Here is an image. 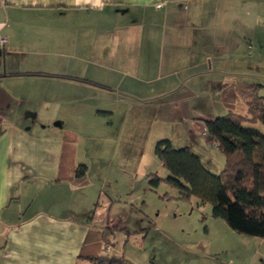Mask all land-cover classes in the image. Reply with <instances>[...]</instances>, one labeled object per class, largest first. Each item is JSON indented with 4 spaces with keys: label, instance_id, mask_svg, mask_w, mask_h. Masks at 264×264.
I'll return each instance as SVG.
<instances>
[{
    "label": "crops",
    "instance_id": "crops-1",
    "mask_svg": "<svg viewBox=\"0 0 264 264\" xmlns=\"http://www.w3.org/2000/svg\"><path fill=\"white\" fill-rule=\"evenodd\" d=\"M199 21L225 34L229 49L239 37L234 52L248 30L264 47V0H0V264H90L87 257L99 251L83 247L99 222L100 196L70 180L77 165L88 176L90 169L64 134L80 133L74 122L88 117L108 130L98 114L111 121L114 111L100 108L103 96L118 99L121 83L147 86L153 52L195 54L194 40L189 48L184 39L194 37ZM215 45L201 52L202 71L224 49ZM192 126L193 134L201 128ZM202 132L213 146L204 124ZM183 145L193 149L189 139ZM111 255L126 264H185L155 262L134 245L125 251L115 244Z\"/></svg>",
    "mask_w": 264,
    "mask_h": 264
},
{
    "label": "rangeland",
    "instance_id": "rangeland-1",
    "mask_svg": "<svg viewBox=\"0 0 264 264\" xmlns=\"http://www.w3.org/2000/svg\"><path fill=\"white\" fill-rule=\"evenodd\" d=\"M198 24L194 37L184 39L188 44L185 47L189 48L194 40L195 54L153 52L148 57L155 67L147 86L130 88L121 83L116 90L118 99L109 101L103 96L100 108L110 106L114 111L111 121L106 119L107 115L98 114L106 124L110 122L108 130L101 131L99 124L89 117L74 122L81 131L66 140L73 149L86 153L90 169L87 185L94 186L92 191L100 196L96 209L99 222L90 231L99 234L111 229L115 232L112 242L117 250L124 247L126 251L129 245H134L155 262L172 259L173 263L185 264H264L263 239L233 232L224 221L211 217L210 205L198 206L193 197L180 199L177 190L163 181L156 189L149 186L151 177L164 180L167 176L154 154L155 144L160 140H169L172 148L179 149L189 139L192 152L207 163L211 172L220 174L223 170L225 156L213 146H206L200 136L203 121L228 114L219 95L223 84L234 79L259 84L260 95L264 97V47L257 48L253 32L243 33L247 40L242 41L247 42L245 46L240 43L234 52V42L239 37L232 38L233 48L229 49L225 34L221 37L216 30H206V21ZM247 24L255 27L258 23L252 20ZM236 25L229 24V29ZM214 41L217 48L223 46L224 54H221L224 49H217L212 62L207 60L202 71L196 62ZM188 65L191 69L183 70ZM233 111L237 115L246 113L242 98H236ZM194 123L201 128L196 127L193 134L190 130ZM245 126L264 133L258 122ZM112 146L118 150L113 151ZM95 249L99 251L97 254L112 256L107 243H99Z\"/></svg>",
    "mask_w": 264,
    "mask_h": 264
},
{
    "label": "trees",
    "instance_id": "trees-1",
    "mask_svg": "<svg viewBox=\"0 0 264 264\" xmlns=\"http://www.w3.org/2000/svg\"><path fill=\"white\" fill-rule=\"evenodd\" d=\"M261 88L259 84L236 80L223 84L219 95L228 114L203 121L208 141L225 156L220 174L211 172L207 163L189 146L174 149L169 140H160L155 144L154 154L167 176L164 180L151 177L149 186L156 189L163 181L177 190L180 199L193 197L198 206L210 205L211 217L224 221L233 232L264 240V133L245 126L258 122L264 129ZM238 97L245 102L244 115L233 111ZM70 136L73 135L64 137L67 145H70L66 140ZM86 175L87 166L79 164L70 180L78 187L85 186ZM114 235L115 232L108 228L99 234L89 231L83 248L94 249L99 243H107L113 248ZM87 260L90 264H126L123 258L101 253L89 256Z\"/></svg>",
    "mask_w": 264,
    "mask_h": 264
},
{
    "label": "built area",
    "instance_id": "built-area-1",
    "mask_svg": "<svg viewBox=\"0 0 264 264\" xmlns=\"http://www.w3.org/2000/svg\"><path fill=\"white\" fill-rule=\"evenodd\" d=\"M0 42H1V44H2V43H4L5 41H4L3 39H1V41H0ZM107 252H109V250H107Z\"/></svg>",
    "mask_w": 264,
    "mask_h": 264
}]
</instances>
